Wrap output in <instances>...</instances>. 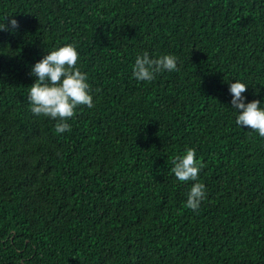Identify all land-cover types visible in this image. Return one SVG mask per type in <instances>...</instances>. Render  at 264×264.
<instances>
[{
	"label": "trees",
	"instance_id": "16d2710c",
	"mask_svg": "<svg viewBox=\"0 0 264 264\" xmlns=\"http://www.w3.org/2000/svg\"><path fill=\"white\" fill-rule=\"evenodd\" d=\"M0 264H264V0H0ZM11 29V25H8ZM74 44L95 107L55 131L27 99L32 66ZM175 55L151 82L135 58ZM194 148L206 198L172 160Z\"/></svg>",
	"mask_w": 264,
	"mask_h": 264
},
{
	"label": "clouds",
	"instance_id": "9594fccd",
	"mask_svg": "<svg viewBox=\"0 0 264 264\" xmlns=\"http://www.w3.org/2000/svg\"><path fill=\"white\" fill-rule=\"evenodd\" d=\"M4 20L7 24L0 23V31H11L19 27L18 21L12 16L5 17ZM8 25H11V29ZM79 59L76 46L69 43L47 52L31 68L30 75L35 80L29 87L27 97L30 110L36 116L56 121L57 133L71 130L67 121L75 116L79 106L95 107L87 73L78 67ZM165 71H179L177 57L171 54L152 57L145 51L135 58L132 76L138 82H151ZM247 87L239 80L229 84L228 91L232 97L230 103L237 112L236 124L264 137V108L260 106V100L253 99L245 103L243 93L247 91ZM172 164L171 172L179 181L193 182L186 194L185 207L198 211L206 198L205 185L199 181L203 163L196 158L194 148H186L184 155L173 158Z\"/></svg>",
	"mask_w": 264,
	"mask_h": 264
}]
</instances>
